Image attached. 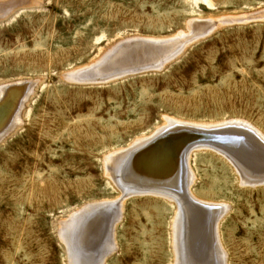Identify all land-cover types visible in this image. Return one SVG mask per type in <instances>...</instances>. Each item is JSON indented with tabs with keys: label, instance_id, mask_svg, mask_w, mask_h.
<instances>
[{
	"label": "rangeland",
	"instance_id": "obj_1",
	"mask_svg": "<svg viewBox=\"0 0 264 264\" xmlns=\"http://www.w3.org/2000/svg\"><path fill=\"white\" fill-rule=\"evenodd\" d=\"M136 39L173 42L163 68L79 81ZM25 83L32 95L0 141V264H72L61 221L113 202L122 217L104 264H175L179 202L126 193L112 158L171 120L244 122L264 139V0H0V101ZM189 162V192L225 207L226 264H264V183L242 184L215 148H194Z\"/></svg>",
	"mask_w": 264,
	"mask_h": 264
},
{
	"label": "bare ground",
	"instance_id": "obj_2",
	"mask_svg": "<svg viewBox=\"0 0 264 264\" xmlns=\"http://www.w3.org/2000/svg\"><path fill=\"white\" fill-rule=\"evenodd\" d=\"M200 25H195V27ZM172 43L143 39L128 40L123 48L129 46L137 48H131L129 52L119 51L114 56H111L113 55L111 53L110 57H107L108 59L91 68V71L95 73L100 70L102 71L100 73L104 74L110 69L127 65H140V67L143 66L142 68H149L150 65H153L161 68L171 55L170 53H163L167 50L169 52ZM29 86L31 85L26 83L20 86L16 85L0 101V141L18 125L23 108L30 95H32L33 88ZM168 123L169 130L167 129L158 136H153L155 138L153 141L142 143L144 139L140 140L142 142L136 144L137 148L135 145L133 149L131 147L133 151L112 158L113 165L116 168L120 167V170L117 169V176L126 193L153 191L155 194H169V197L179 202V213L173 227L175 264H226L227 255L223 252V247L221 248L218 234V225H220L219 222L222 216L226 214V210L225 207L218 208L219 206L215 207L212 204L198 202L189 192L194 183V176L189 168L190 156L194 148H215L236 167L242 179V184L257 186V184L264 183V139L251 127H246L247 124L244 122H233L231 126L228 125L231 129L227 130L226 127L221 126L212 129L187 128L183 127L182 123L178 124L173 120ZM162 130L160 129V131ZM192 130L200 132V135L211 137L214 133L212 130H218L219 133L216 132L220 135L218 140L223 144H218V146L205 143L192 145L185 150L181 161L180 151L184 146L183 141L187 137L186 135L183 137V135L193 136L189 134L192 133ZM168 142H171V144ZM109 157L107 159H110ZM112 157L114 156L112 155ZM164 178L166 181H164ZM163 183L165 185H162ZM171 186L175 187L173 188L175 191H183L189 203H191V207L194 206L201 211L206 221V227L204 228L207 230V236L201 233L203 231L200 223H198V217L194 216L192 209L185 207L178 196L179 194L172 190ZM120 205H116L114 202L111 204H95L94 207L84 208L85 210L82 212L71 214L68 219L61 221L59 229L61 235H64L63 240L68 248L72 264H104L107 255L116 251L114 228L122 217V206ZM114 207L116 209L112 211ZM97 214H105V216L99 217ZM83 222L86 223L83 224ZM189 224L192 226L189 227ZM101 231H103L102 239L99 240ZM200 237H204V239H202V243L198 244Z\"/></svg>",
	"mask_w": 264,
	"mask_h": 264
},
{
	"label": "water",
	"instance_id": "obj_3",
	"mask_svg": "<svg viewBox=\"0 0 264 264\" xmlns=\"http://www.w3.org/2000/svg\"><path fill=\"white\" fill-rule=\"evenodd\" d=\"M127 67H129V69H126V71H120V72L127 73V72H140V71H144V70H147V69H160L159 67H155L153 65H150L149 68H146V69L142 68L143 66L140 67V65L139 66L127 65V66H123V67L118 66V67H116V69H112V70L113 71H115V70L118 71V70H121V69H125ZM161 68H163V67H161ZM84 71L85 72L82 71V73H86L87 74L86 70H84ZM113 71H110L109 73L102 74V73H100L102 71L99 70V71H97V72H95L93 74V75H95V77H92L91 75L87 74L85 77L81 78L80 77L81 73L76 75V76H77L78 79H81V80H79L80 82H85L84 80H86V79H90L91 82H98V81L110 80L112 77L114 78V77H116V76H118L120 74H123V73H119V72L118 73L117 72L116 73H112ZM88 73L92 74L93 72H88ZM186 138L187 139L184 142L185 145L183 146L182 151H181V155H180V160L181 161L183 159V155H184L185 150L190 148L192 145L201 144V143L223 144L220 140H218L215 137H210V136L200 135V134L198 135V134H195V133L193 134V136H190V137L188 136ZM168 143L171 144V142H168ZM164 181H166L165 178H164ZM162 185H165V184L163 183ZM170 188H172V190H174L173 188H175V187L171 186ZM175 192H177L179 194L178 196H179L180 200L183 202V204L185 205V207H189L190 209H192V212L194 213V216L196 218L198 217V223H200L201 229L203 231L201 233H203L204 236H207V233H206L207 230H206V228H204V227H206V221L203 218L201 211H199L194 206H192L194 208V210H193V208L190 205L191 203H189V201L187 199V196H186V194L183 193V191L182 192L175 191ZM202 239H204V237H200V240L198 239V241H199L198 244L203 242Z\"/></svg>",
	"mask_w": 264,
	"mask_h": 264
}]
</instances>
